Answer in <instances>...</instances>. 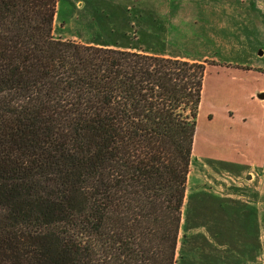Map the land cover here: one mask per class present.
<instances>
[{
	"label": "trees",
	"instance_id": "16d2710c",
	"mask_svg": "<svg viewBox=\"0 0 264 264\" xmlns=\"http://www.w3.org/2000/svg\"><path fill=\"white\" fill-rule=\"evenodd\" d=\"M0 0V264H177L205 62L54 35Z\"/></svg>",
	"mask_w": 264,
	"mask_h": 264
},
{
	"label": "rangeland",
	"instance_id": "374dc122",
	"mask_svg": "<svg viewBox=\"0 0 264 264\" xmlns=\"http://www.w3.org/2000/svg\"><path fill=\"white\" fill-rule=\"evenodd\" d=\"M54 35L208 56L177 264H264V0H59Z\"/></svg>",
	"mask_w": 264,
	"mask_h": 264
},
{
	"label": "crops",
	"instance_id": "0c3cea01",
	"mask_svg": "<svg viewBox=\"0 0 264 264\" xmlns=\"http://www.w3.org/2000/svg\"><path fill=\"white\" fill-rule=\"evenodd\" d=\"M79 42H81V41H79ZM83 43H87V44H99V43H93V42H83ZM99 45H102V44H99ZM109 46V45H108ZM151 53H153V52H151ZM159 53V52H158ZM263 52H261V54H262ZM157 54V53H156ZM161 54H164V55H166V56H172V57H179V58H184V59H190V60H196V61H201V62H207V60H210L209 58H208V56L207 55H205V56H203V58H201V59H191V58H188V57H185V56H179V55H170V54H168V53H161ZM210 64H208L207 65V67L209 66ZM256 92H263L264 93V88H262V89H259L258 91H256ZM256 92H255V98H257V99H259L258 97H256ZM204 93H205V90H204ZM204 93H203V97H204ZM259 100H261L262 101V103H264V99H259ZM201 102H202V100H201ZM195 143V142H194ZM235 203V202H234ZM235 205H236V203H235ZM240 213H237L238 215H241L242 213V219L240 218L239 220H241V221H252V220H255V221H257L258 220V214H256V215H254L253 214V211L251 210V208H250V206L249 205H245V207L241 210V211H239ZM234 213H236L235 212V210H234ZM235 218H236V216H235ZM234 219V218H233ZM237 219V218H236ZM261 219V218H260ZM245 225V224H244Z\"/></svg>",
	"mask_w": 264,
	"mask_h": 264
},
{
	"label": "water",
	"instance_id": "95a60500",
	"mask_svg": "<svg viewBox=\"0 0 264 264\" xmlns=\"http://www.w3.org/2000/svg\"><path fill=\"white\" fill-rule=\"evenodd\" d=\"M256 97L259 99H264V93L263 92H256Z\"/></svg>",
	"mask_w": 264,
	"mask_h": 264
}]
</instances>
